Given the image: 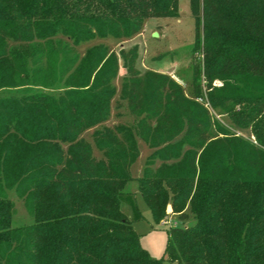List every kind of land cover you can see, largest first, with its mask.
Instances as JSON below:
<instances>
[{"label":"trees","instance_id":"obj_1","mask_svg":"<svg viewBox=\"0 0 264 264\" xmlns=\"http://www.w3.org/2000/svg\"><path fill=\"white\" fill-rule=\"evenodd\" d=\"M191 9L198 83L189 94L168 75L142 74L137 50L122 49L136 123L110 126L119 63L103 41L179 16V0H0V89L67 76L58 95L0 97V264H163L121 208L137 136L154 149L137 179L153 220H193L168 230V259L264 264V0H191ZM204 89L258 142L219 125L197 99ZM94 127L92 143L84 133ZM8 189L33 223L13 225Z\"/></svg>","mask_w":264,"mask_h":264},{"label":"rangeland","instance_id":"obj_2","mask_svg":"<svg viewBox=\"0 0 264 264\" xmlns=\"http://www.w3.org/2000/svg\"><path fill=\"white\" fill-rule=\"evenodd\" d=\"M179 9V16L177 17H154L147 19L143 31L134 37L127 39L109 37L103 41L112 47L119 63L118 75L112 82L116 94L112 100L111 116L105 124L110 126L124 124L134 127L136 123V118L127 97L129 84L127 66L124 63V61H127V58L122 56V49L125 51L137 50L138 59L136 66L142 74L150 71L153 75L155 73L168 75L189 94L193 89V83H198L197 68H202L203 66L201 54L193 51L196 34L191 0H179ZM156 32L158 33L157 36H155ZM96 43H102V40L98 39L77 46L73 55L79 54L81 57L84 56L86 50ZM61 57L62 55L58 58L61 59ZM57 74L50 78L47 84L38 81L36 83L28 82V84L19 85L15 88H2L0 89V97L12 94L20 96L28 92L41 90L58 95L67 88L65 84L67 76L62 78L59 73ZM124 82H127V90L125 92L123 90ZM221 84L219 80L215 82V85ZM256 84L258 86L264 85V83ZM206 91L204 89V95L197 99L209 107L212 116L217 119L219 125L236 133L237 136L257 143V135L254 134L252 127H239L233 122L232 116L224 112L222 108L217 110L212 108L208 102ZM95 128H91L84 133V137L92 143V133ZM137 141L140 155L132 164L131 173L133 179L127 183L124 195L121 198L122 211L133 222L135 229L140 234L142 245L154 258L163 259V264H179L176 261L169 260L167 257L168 230L174 225L186 226L192 223L193 220L183 223L178 220L177 215L172 213L161 223H156L153 220L150 207L139 191L137 179L143 175L147 158L154 149L150 148L139 136H137ZM94 154L99 158L103 156V151L98 149L95 144ZM159 164L160 161H157L154 167H157ZM8 196L15 202L13 225L24 226L33 223L34 216L28 208L25 199L20 197L15 189H8ZM139 212L143 215L141 218L137 217Z\"/></svg>","mask_w":264,"mask_h":264},{"label":"water","instance_id":"obj_3","mask_svg":"<svg viewBox=\"0 0 264 264\" xmlns=\"http://www.w3.org/2000/svg\"><path fill=\"white\" fill-rule=\"evenodd\" d=\"M157 35H158V33L156 32V33H155V36H157Z\"/></svg>","mask_w":264,"mask_h":264}]
</instances>
